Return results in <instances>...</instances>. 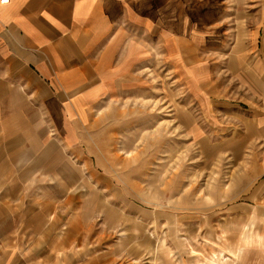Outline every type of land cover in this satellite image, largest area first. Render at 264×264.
Wrapping results in <instances>:
<instances>
[{
	"label": "crops",
	"instance_id": "obj_1",
	"mask_svg": "<svg viewBox=\"0 0 264 264\" xmlns=\"http://www.w3.org/2000/svg\"><path fill=\"white\" fill-rule=\"evenodd\" d=\"M157 39L198 96L224 97L214 71L232 79L212 110L229 184L176 222L94 191L107 177L86 146L94 106L137 84ZM221 45L224 66L206 62ZM158 223L165 249L148 264H264V0L0 2V264H139Z\"/></svg>",
	"mask_w": 264,
	"mask_h": 264
},
{
	"label": "rangeland",
	"instance_id": "obj_2",
	"mask_svg": "<svg viewBox=\"0 0 264 264\" xmlns=\"http://www.w3.org/2000/svg\"><path fill=\"white\" fill-rule=\"evenodd\" d=\"M223 47L228 46L206 49L205 61L224 66L227 54ZM177 54L168 52L159 39L156 50L146 48L137 84L126 85L123 92L94 106L86 145L91 148L94 172L107 177L93 182L94 191H109L106 199L114 206L136 204L157 210L158 216L169 212L173 222L187 208L218 199L219 185L229 184L227 155L213 146L225 133L214 134L212 128L224 119L212 110H225V102H232V79L225 69L214 71L221 90L217 94L224 97L198 96L197 85H186V71L169 68L168 62L178 64ZM176 229L174 234L179 232ZM164 231L158 223L153 235L156 251L136 263L148 264L150 254L164 253Z\"/></svg>",
	"mask_w": 264,
	"mask_h": 264
},
{
	"label": "built area",
	"instance_id": "obj_3",
	"mask_svg": "<svg viewBox=\"0 0 264 264\" xmlns=\"http://www.w3.org/2000/svg\"><path fill=\"white\" fill-rule=\"evenodd\" d=\"M1 3H9L10 0H0Z\"/></svg>",
	"mask_w": 264,
	"mask_h": 264
}]
</instances>
